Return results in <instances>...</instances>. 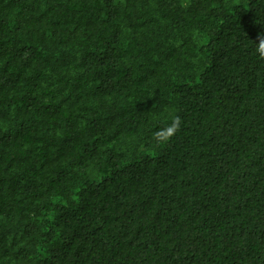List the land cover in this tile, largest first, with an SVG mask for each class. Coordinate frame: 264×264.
Wrapping results in <instances>:
<instances>
[{"label":"trees","instance_id":"trees-1","mask_svg":"<svg viewBox=\"0 0 264 264\" xmlns=\"http://www.w3.org/2000/svg\"><path fill=\"white\" fill-rule=\"evenodd\" d=\"M180 3L0 0V264H264V0Z\"/></svg>","mask_w":264,"mask_h":264},{"label":"clouds","instance_id":"clouds-1","mask_svg":"<svg viewBox=\"0 0 264 264\" xmlns=\"http://www.w3.org/2000/svg\"><path fill=\"white\" fill-rule=\"evenodd\" d=\"M190 6V0H181L180 7L188 8ZM255 43V52L261 58L264 59V33L257 34V40ZM167 111V109H165ZM182 119L179 115L173 113L170 117H165L162 126L157 127L153 133L152 138L157 145H166L180 130Z\"/></svg>","mask_w":264,"mask_h":264}]
</instances>
